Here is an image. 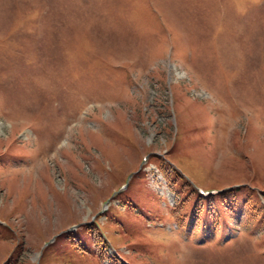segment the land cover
<instances>
[{
  "label": "rangeland",
  "instance_id": "374dc122",
  "mask_svg": "<svg viewBox=\"0 0 264 264\" xmlns=\"http://www.w3.org/2000/svg\"><path fill=\"white\" fill-rule=\"evenodd\" d=\"M0 264H264V0H0Z\"/></svg>",
  "mask_w": 264,
  "mask_h": 264
}]
</instances>
